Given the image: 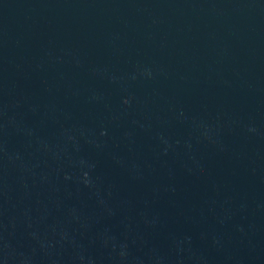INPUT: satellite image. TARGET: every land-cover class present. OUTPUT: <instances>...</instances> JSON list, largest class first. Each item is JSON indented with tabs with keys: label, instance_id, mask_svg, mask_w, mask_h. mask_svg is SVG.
<instances>
[{
	"label": "water",
	"instance_id": "water-1",
	"mask_svg": "<svg viewBox=\"0 0 264 264\" xmlns=\"http://www.w3.org/2000/svg\"><path fill=\"white\" fill-rule=\"evenodd\" d=\"M0 264H264V0H0Z\"/></svg>",
	"mask_w": 264,
	"mask_h": 264
}]
</instances>
